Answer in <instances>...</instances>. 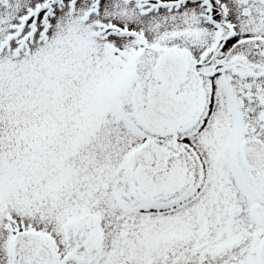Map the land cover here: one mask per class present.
<instances>
[{"label": "snow or ice", "instance_id": "obj_1", "mask_svg": "<svg viewBox=\"0 0 264 264\" xmlns=\"http://www.w3.org/2000/svg\"><path fill=\"white\" fill-rule=\"evenodd\" d=\"M0 264H264V0H0Z\"/></svg>", "mask_w": 264, "mask_h": 264}]
</instances>
